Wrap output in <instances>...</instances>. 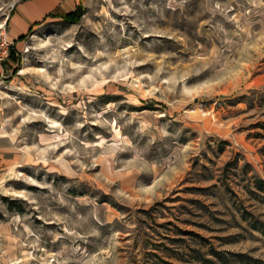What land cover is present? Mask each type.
I'll use <instances>...</instances> for the list:
<instances>
[{"label": "rangeland", "instance_id": "1", "mask_svg": "<svg viewBox=\"0 0 264 264\" xmlns=\"http://www.w3.org/2000/svg\"><path fill=\"white\" fill-rule=\"evenodd\" d=\"M20 1L0 264H264V0H62L12 39Z\"/></svg>", "mask_w": 264, "mask_h": 264}, {"label": "crops", "instance_id": "2", "mask_svg": "<svg viewBox=\"0 0 264 264\" xmlns=\"http://www.w3.org/2000/svg\"><path fill=\"white\" fill-rule=\"evenodd\" d=\"M62 0H21L9 20V37L14 39L33 24L42 21L49 12L63 6ZM65 5L66 4L65 2Z\"/></svg>", "mask_w": 264, "mask_h": 264}, {"label": "trees", "instance_id": "3", "mask_svg": "<svg viewBox=\"0 0 264 264\" xmlns=\"http://www.w3.org/2000/svg\"><path fill=\"white\" fill-rule=\"evenodd\" d=\"M65 17L69 18L70 20H75V14H66ZM256 185L259 189H264V181L258 179L256 181ZM253 228L259 230L261 233L264 234V226L260 224H253ZM192 259L186 260L188 264H230L229 259L226 257V254L222 251H218L215 248H210L207 251H201L200 249L192 248L191 250ZM210 255V257H207ZM238 257L245 258L244 254H236ZM173 264V263H170Z\"/></svg>", "mask_w": 264, "mask_h": 264}, {"label": "built area", "instance_id": "4", "mask_svg": "<svg viewBox=\"0 0 264 264\" xmlns=\"http://www.w3.org/2000/svg\"><path fill=\"white\" fill-rule=\"evenodd\" d=\"M11 44L6 37L5 27L0 25V62H3L8 56Z\"/></svg>", "mask_w": 264, "mask_h": 264}]
</instances>
